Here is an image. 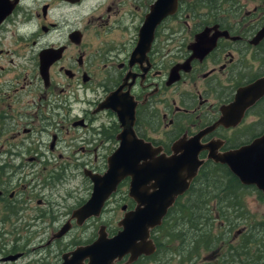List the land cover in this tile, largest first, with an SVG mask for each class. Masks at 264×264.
Instances as JSON below:
<instances>
[{"label": "flooded vegetation", "instance_id": "obj_1", "mask_svg": "<svg viewBox=\"0 0 264 264\" xmlns=\"http://www.w3.org/2000/svg\"><path fill=\"white\" fill-rule=\"evenodd\" d=\"M154 1L0 0V264H98L96 255L73 253L114 237L121 216L80 222L73 214L89 198L87 173H103L117 148L119 116L132 119L134 136L158 157H169L179 139L197 138L196 177L220 172L238 189L209 197L211 209L233 194L264 209L256 184L241 185L214 161L252 145L264 163V0H204L203 8L178 0L148 49L134 54ZM204 29L206 51L191 50ZM218 183L226 188L223 176ZM127 187L124 179L102 212L111 202L121 215L132 209ZM212 219L229 237L208 255L220 259L247 228L232 233L215 212ZM155 230L149 255L103 263L162 264L166 244ZM190 241L189 250L197 244Z\"/></svg>", "mask_w": 264, "mask_h": 264}, {"label": "water", "instance_id": "obj_2", "mask_svg": "<svg viewBox=\"0 0 264 264\" xmlns=\"http://www.w3.org/2000/svg\"><path fill=\"white\" fill-rule=\"evenodd\" d=\"M177 1H154L138 32L134 54H141L148 49L155 27L162 19L174 14ZM206 31L208 29L194 37L191 50H205L203 46L208 40L205 37ZM260 34H264V27ZM104 107L108 108L107 99ZM118 121L121 132L117 136V148L105 161V171L102 174L87 173L91 183L89 198L73 214L80 222L88 217L99 216L103 204L115 192L118 184L125 178L128 179L127 195L134 207L122 214L116 235L109 240L99 237L93 245L73 253L78 259L83 254L96 255L98 264H105L102 258L106 256L120 258L128 255V262H132L141 255L152 253L154 246L149 240V232L161 224L176 198L186 192L202 163L197 159L200 149L197 138L179 139L172 144L169 157H158L159 150L134 136L132 119L126 123L119 116ZM237 155L239 157L235 158L231 155L219 156L214 161L226 164L241 185L256 184L264 194V163L253 159L252 145L240 150ZM258 167H261L260 170Z\"/></svg>", "mask_w": 264, "mask_h": 264}, {"label": "trees", "instance_id": "obj_3", "mask_svg": "<svg viewBox=\"0 0 264 264\" xmlns=\"http://www.w3.org/2000/svg\"><path fill=\"white\" fill-rule=\"evenodd\" d=\"M197 1H200L198 7L203 8L204 0ZM202 24L205 25L206 22H202ZM222 176L226 180L225 189L218 183ZM237 190L228 175L224 176L220 172L201 169L188 191L183 197L176 200L155 232H162L165 243L167 241L173 243L176 246L175 250L173 249L175 255H181L182 261H186L187 246L191 239L190 236L186 237L187 232L189 235H193L194 241L197 242L196 247L191 249V252L195 251L196 254L199 251L210 252L214 248L217 249L220 243L229 240V237L222 238L217 228L213 229L212 216L215 212L219 218L228 222L224 224L228 229H235L240 222H244L245 224L242 226L247 228L246 233L242 234L236 246L227 245L225 252L221 251L222 256L219 260L222 261V264H232L235 261L238 264H246V262L248 264H264V222L258 221L254 224L246 222L247 214L236 194L226 198L227 206L222 204V200L213 209L208 205L209 197L214 198L218 191H228L231 194ZM231 215L233 222L229 219ZM257 232L258 237L255 238L254 235ZM160 250L162 253V249ZM166 251L163 249V252Z\"/></svg>", "mask_w": 264, "mask_h": 264}, {"label": "rangeland", "instance_id": "obj_4", "mask_svg": "<svg viewBox=\"0 0 264 264\" xmlns=\"http://www.w3.org/2000/svg\"><path fill=\"white\" fill-rule=\"evenodd\" d=\"M100 164L102 162H99ZM84 184H86L84 182ZM119 202H111L109 204L106 205L105 210L101 213V217H103L104 219L108 218V217H120L121 216V212L119 210ZM244 207V211L246 212L247 216L254 221H264V209L259 207L258 209H255L256 207H250L249 204L246 202V204H243ZM250 220V219H249ZM243 224H245L244 222H240L238 223V227L236 228H240ZM213 229L215 230L217 225L213 223L212 225ZM235 228V229H236ZM234 229H232V233H233ZM188 236L191 237L190 240L194 239L193 235H189V232H187V238ZM255 238L258 237V232L254 235ZM163 244H166L165 246H163L162 248V264H222V261H220L219 259H212L211 256H208L210 252L208 251H199L197 254L194 252H191V250H189V245L187 246V254H186V261H182V257L181 255H173L172 254V249L175 250L176 246L171 243V242H166L165 243V239H163ZM163 249H167L166 252H163ZM191 252V253H190ZM232 264H238L237 261H235Z\"/></svg>", "mask_w": 264, "mask_h": 264}, {"label": "bare ground", "instance_id": "obj_5", "mask_svg": "<svg viewBox=\"0 0 264 264\" xmlns=\"http://www.w3.org/2000/svg\"><path fill=\"white\" fill-rule=\"evenodd\" d=\"M190 185H191V184H190ZM190 185H189V187H190ZM167 213H168V211H167ZM167 213H166V214H167Z\"/></svg>", "mask_w": 264, "mask_h": 264}]
</instances>
